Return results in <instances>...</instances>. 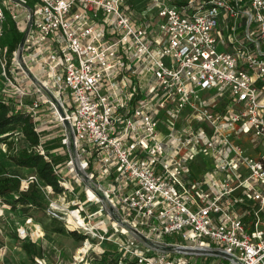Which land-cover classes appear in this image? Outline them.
<instances>
[{"label":"built area","instance_id":"built-area-1","mask_svg":"<svg viewBox=\"0 0 264 264\" xmlns=\"http://www.w3.org/2000/svg\"><path fill=\"white\" fill-rule=\"evenodd\" d=\"M6 14L0 94L98 203L70 230L115 235L118 264H264V0H0V37Z\"/></svg>","mask_w":264,"mask_h":264},{"label":"rangeland","instance_id":"rangeland-1","mask_svg":"<svg viewBox=\"0 0 264 264\" xmlns=\"http://www.w3.org/2000/svg\"><path fill=\"white\" fill-rule=\"evenodd\" d=\"M1 74V69H0ZM9 96H12L13 92L11 86H6ZM43 113V112H41ZM48 126L50 123H47ZM49 134L57 135L58 128L49 127ZM18 146H21L23 143L18 142ZM71 153V148H69ZM58 152H60L58 150ZM0 166H3L6 171L10 173H18L21 177V190H25L28 182L34 176V170L31 168L18 167L13 163L9 157V152L6 149L3 141H0ZM65 169V168H64ZM63 183L67 186L71 185L72 174L64 173ZM38 196L42 206V209H37L34 206L24 207L20 204H16L15 208H11L10 205L0 201V264H85L83 261H79L82 256V252L86 247L85 240H75L74 238L61 235L58 233L45 232L42 224L38 222V219H45L47 216H52L57 219L67 230H70L74 227V223L71 222L74 215H76V210L80 205L78 204L76 195L64 191L61 193H55L52 189H49L47 186H38ZM78 193L83 192L82 187L77 188ZM82 198V195L79 196ZM94 206L98 203H92ZM85 210L90 211L91 206L85 207V204L81 205ZM27 208V210H25ZM75 211L74 213H72ZM98 214L92 216L94 218ZM83 216V213H81ZM81 216L78 218L75 217L76 222L83 227L78 226L76 230L82 231L89 235V241L93 243L92 251L90 254L92 256H99V252L107 248H111L117 254L116 258H121V252L117 250V244H119L118 239L113 238L115 243L109 240H100L95 234H100L99 229H93L89 227L87 220L83 223H80ZM105 219V218H104ZM106 220V219H105ZM85 224V225H84ZM94 224V223H92ZM102 226L103 229H106L107 236L111 233V230ZM98 226H101L99 224ZM96 227V225H94ZM99 232V233H98ZM105 235V236H106ZM130 237L131 235L128 234ZM124 239L125 236H121ZM169 241L178 240L173 236H167ZM31 243L35 245L36 250L38 251V256L34 259H30L26 252L24 251L22 244ZM82 249H79L83 244ZM79 249V250H78ZM96 252V253H93Z\"/></svg>","mask_w":264,"mask_h":264},{"label":"trees","instance_id":"trees-1","mask_svg":"<svg viewBox=\"0 0 264 264\" xmlns=\"http://www.w3.org/2000/svg\"><path fill=\"white\" fill-rule=\"evenodd\" d=\"M3 35L0 37V46H7L9 55L16 48L22 39V33L19 32L13 20L8 14L2 23ZM29 102V99H26ZM19 131L20 136L15 139L14 132ZM10 137H12L10 139ZM0 141L6 146L9 157L15 165L23 168L34 170V179H31L25 190H21V177L18 173H10L0 166V201L15 208L16 204L23 207L34 206L42 209L39 196L38 186H50L55 193L65 191V188L59 184L56 178L58 170L64 168L68 160L66 153L58 152L57 149L62 144V137L59 135L49 134L48 129L36 132L32 118L24 113L12 114L11 106L5 102L0 94ZM22 142L18 146V142ZM41 146L44 153L41 154L36 150ZM82 198L84 199V194ZM91 211H95L96 206H91ZM27 210V208H25ZM38 222L42 224L45 232L58 233L67 235L75 240L89 239V235L79 230H67L56 218L47 216L45 219L40 218ZM93 242V241H92ZM94 243V242H93ZM22 247L30 259L38 256V251L34 244L23 243ZM95 253V252H93ZM116 253L111 248L105 247L99 256H92L95 262L93 264H118ZM120 259V258H119Z\"/></svg>","mask_w":264,"mask_h":264},{"label":"bare ground","instance_id":"bare-ground-1","mask_svg":"<svg viewBox=\"0 0 264 264\" xmlns=\"http://www.w3.org/2000/svg\"><path fill=\"white\" fill-rule=\"evenodd\" d=\"M47 187H48L49 189H51V187H50V186H47ZM74 212H75V211H73L72 213H74ZM74 214H75V213H74ZM78 218H79V217H78ZM79 221H80V223H83V222H82V219H81V220H79ZM84 225H85V224H84ZM87 246H88V243H86V247H87ZM86 247H85V248H86ZM85 248H84V250H85ZM84 250H83V251H84Z\"/></svg>","mask_w":264,"mask_h":264},{"label":"crops","instance_id":"crops-1","mask_svg":"<svg viewBox=\"0 0 264 264\" xmlns=\"http://www.w3.org/2000/svg\"><path fill=\"white\" fill-rule=\"evenodd\" d=\"M104 247H106V246H104ZM96 253V252H95ZM93 258V257H92ZM88 259V258H87ZM85 264H88V262L87 261H83ZM95 262V260H91L90 261V264H93Z\"/></svg>","mask_w":264,"mask_h":264},{"label":"water","instance_id":"water-1","mask_svg":"<svg viewBox=\"0 0 264 264\" xmlns=\"http://www.w3.org/2000/svg\"><path fill=\"white\" fill-rule=\"evenodd\" d=\"M20 45H21V43H20Z\"/></svg>","mask_w":264,"mask_h":264}]
</instances>
